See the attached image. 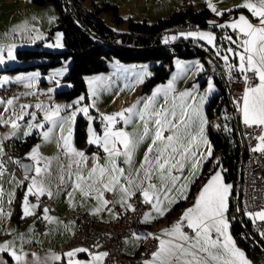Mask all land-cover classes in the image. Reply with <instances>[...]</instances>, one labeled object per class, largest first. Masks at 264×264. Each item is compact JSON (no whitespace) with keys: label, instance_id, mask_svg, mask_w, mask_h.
<instances>
[{"label":"snow or ice","instance_id":"1","mask_svg":"<svg viewBox=\"0 0 264 264\" xmlns=\"http://www.w3.org/2000/svg\"><path fill=\"white\" fill-rule=\"evenodd\" d=\"M238 7L247 9L258 23L253 24L245 15L241 14L237 19L230 23L215 25L219 28H231L236 33V38L231 35L224 37L236 48L228 47L226 51L229 55L238 57L239 63H229V55H222L220 49H217L215 55L225 62L229 73L239 71L244 80L245 87L241 97L234 101L238 111L242 114L243 124L247 127L255 126L260 130V135L256 137L259 144L252 149L254 152H264V0H244ZM210 8L217 16L222 15L212 3H208ZM185 39L192 38L206 41L208 45H214L216 37L211 32L189 31L180 33ZM39 35L35 39H39ZM177 39L176 36L165 37L164 42ZM55 47H62L59 35L57 36ZM15 45H8L6 55L8 60L15 59L13 49ZM241 49V50H237ZM5 48L0 46V64L5 63ZM177 67L184 71L188 67H195L197 73L202 71V65L199 63L192 66H185L177 62ZM148 73L142 72L137 76V82L142 83L144 76ZM55 75H62L57 71ZM39 76V73H33L28 80L27 87L33 86L31 81ZM18 77L17 80H22ZM102 77H91L89 83V93L92 97L97 95V90L102 82ZM169 81L166 86L157 88L152 96L143 101V107L138 108V103L124 108L112 114H101L100 123L101 132H97L94 127V117L89 114V107H73L79 105L85 99L81 96L79 100L73 101L72 105H53L44 108L42 104L35 107L44 111L43 122L39 124L28 123V131H24V136L32 134L33 128L45 129L41 135L44 140H49L53 134V129H59L58 147L61 152L68 157L67 180L71 182L73 192L78 191L83 197L93 198L98 204L95 212L103 210L111 211L107 208L110 203L119 202L122 207L135 211L130 203L131 199L140 195L142 202L151 205L152 209L163 217L169 209L166 204H175L176 199L173 194L179 192L181 198H187L185 189L187 183L178 182L183 178L176 175V172H182L185 164L191 159L193 176L195 170L200 166L201 160L205 155L198 149L205 145V153L208 157L212 155V147L205 134L208 120L205 118L202 110L204 97L199 98L190 91H184L179 97H173L171 104L167 101L159 109L154 106L155 98L163 93L165 98L173 90V82ZM258 80V83H253ZM4 82H7L5 78ZM59 84V81H56ZM195 87V85H193ZM214 89L211 78L208 80V91ZM52 92V89L48 90ZM14 99L0 101V104L6 103L12 105ZM191 100L192 103L187 101ZM179 101V102H177ZM28 105H21L19 113H14V118L7 119L0 117V124H10L11 133L5 135V139H10L15 135L21 125L18 121L24 118V110ZM65 108L73 110L68 115H61ZM7 111V109H5ZM77 113H83L87 117V144L95 145L102 149L105 154L104 163H99V156L92 157V165L86 167L89 158L84 151L77 150L72 144L73 125L76 122ZM32 120L37 118V113H30ZM138 118L142 127V132L129 133L120 127L121 124L128 125L133 122V118ZM227 119V117H225ZM51 125V127H47ZM225 131H230L227 127ZM167 133V134H166ZM149 138V144L143 161L139 168L132 169L133 155L137 145ZM38 147H33L28 154V159L32 160V165H21L25 170V180L30 183L24 196L23 216L34 214V209L39 204H30L29 196H36L37 201L40 197L47 194L53 195L50 187L45 183L49 174V165L46 158L38 152ZM3 150L0 147V154ZM200 157V159H196ZM129 166L128 169L120 166V162ZM20 163L19 161H14ZM4 165L0 163V175L3 174ZM34 173V175H28ZM60 181H65V176H60ZM232 185L225 184L220 171L214 175L201 188L194 204L185 209L177 222L161 232V236L148 234L152 239L158 240L157 250L152 253L153 259L145 261V264H249L245 254L235 244L232 236L229 234V221L226 213L229 209V195ZM106 193H112L119 196L118 201H109L106 199ZM72 192L69 193L71 199ZM10 202V201H9ZM43 219L52 220L48 216L49 209L45 208ZM253 222H264V208L255 212H246ZM0 215H3L0 212ZM23 218V217H22ZM148 214H145V222ZM191 230V233L184 229ZM215 234V235H214ZM143 238V237H137ZM88 251L85 248H76L68 251L64 255L68 258V264H85V262L74 260L77 253ZM7 252L16 264H26L25 254L18 253L14 247V240L0 244V253ZM33 255V264H47L48 260H61V256L52 254L43 260ZM107 253L91 255V260L87 264H100Z\"/></svg>","mask_w":264,"mask_h":264},{"label":"rangeland","instance_id":"2","mask_svg":"<svg viewBox=\"0 0 264 264\" xmlns=\"http://www.w3.org/2000/svg\"><path fill=\"white\" fill-rule=\"evenodd\" d=\"M108 5L116 7L117 15L120 19H122V22L116 23L111 13L109 12L101 11L98 14V17L106 28L110 29L113 33L117 35L127 33L129 21L142 22L146 20V23L154 24L157 23L159 20L167 19L171 15V13L174 12V10L178 9V6L174 7L169 5L168 0H80L81 8L84 11L91 13H95L97 9H102L104 6ZM187 6H183L182 8H185ZM204 8V5L193 6L194 11H200ZM233 20H235L234 17H230L224 20L213 17L208 22L209 29L197 30L213 33V35L216 37L214 45H208L206 41H201L198 39H185L180 35L179 32L176 31L167 33L168 37H177V39L175 40H169L173 44H176L180 41H192L194 44L197 45L203 44L202 46L207 47L209 50L205 51L203 56H193L190 58H181L178 56H174L171 64L172 69L170 68L171 66L169 64L165 65V68L169 73L168 77L164 81L156 83L147 90H144V86L154 75V69L163 66V63L161 61L149 60L138 63H124L118 61L117 59H111L109 61H106V71L97 74L86 75L83 78L85 92L70 100H58L55 98V96L51 97L48 95H55V93L57 92L67 91L71 89L72 85L70 81L66 79L68 76L69 68L72 63L71 57H66L62 59L61 64L54 68L44 70L39 68L38 66L47 64L48 60L31 59L27 61H21L17 59L16 56L17 51L20 50H41L49 53L66 52L63 33L59 29H57L58 13L55 7L52 4L36 6L31 2V0H0V46H3L5 48V52L3 53L5 56V63L0 64V85L8 84V79L12 77L11 75L15 76L14 78L23 77L24 79H22L20 86L24 90V92H19V94L22 96H24L25 94L23 104L25 103L29 106L25 110L29 111L30 113H37V116H39L40 113L44 115V111L42 109H38L35 107L37 104H42L44 108H49L50 106L57 104L67 106L72 105L73 101H77L81 96H84L85 99L81 101L79 105H73V107H84L87 105H93L94 103V106L89 107V114L94 117V129L97 132H101V114H112L118 112L124 108L130 107L132 104L137 103L138 101L140 102L137 105L138 108H142L143 101L151 97L152 93L157 88L166 86L168 82L172 81L175 77V80L173 82V90L168 94V97L165 98L163 93H161L155 98L154 106L159 109L162 105H165L166 101L168 104H171L173 97H179V94L181 92L190 91L198 98L200 96L204 97L202 110L205 118L207 119L205 108L209 100L218 93V89L214 79L219 76V78L223 82L228 81L227 75L229 72L225 66V62L219 57H217L215 53L217 49H220L222 55H229L224 50L230 47V45L225 46L223 43L217 42V35L214 29L221 28L216 27L215 25L230 23ZM251 22L253 24L257 23L254 21ZM223 29L229 28L226 27ZM37 35H39V37L41 38L35 39ZM58 35L62 47L54 46L56 44ZM120 40L121 39H118L116 41L117 45H119ZM8 45H15L13 49V55L15 59H7L6 49ZM171 50L173 51V49ZM177 62L185 66H192L199 63L200 65H202V71H199L197 73L195 67H188L186 70L181 71L177 67ZM228 62L238 64L239 60L238 57L229 55ZM30 66H35V68L30 69L28 71L6 72L9 69L24 68ZM221 69L224 73L223 76L220 72ZM57 71L62 72V75H55ZM142 72H146L148 74L144 76V80L142 83H138L136 78ZM33 73H39V76H37L34 81H31L33 86L29 88L27 87V84L30 82L28 80V77H30ZM97 76L102 77L103 80L97 90V95L95 97H92L89 93L88 81L91 77ZM5 78L7 79L6 83L4 82ZM209 78L212 79L214 85V89L210 92L207 90ZM56 81H59V84H57ZM13 85H18V83H13ZM193 85H195V87H193ZM49 89H52L53 91L49 92ZM0 101L7 100L0 99ZM187 102L192 103L191 100H188ZM17 105L18 104L14 101L12 105H7L6 103H3L0 104V107L8 109L16 108ZM72 110V108H65L62 110L61 115H68V113ZM237 112L239 113L238 109ZM79 119H82L83 121L82 128L84 129V134L86 136L87 141V117L83 113H77L76 122L73 125L72 142L74 140L75 126ZM29 120H31L32 123H35L43 120V118L38 120L35 119L34 121H32L31 117ZM208 125H206V129L208 128ZM48 127H51V125H49ZM120 127L124 128V130L129 133L142 132V127L138 118L136 117L133 118V122L129 123L128 125L121 124ZM35 130L37 132L35 136L39 139L41 148H46L47 144H50L51 142L54 144L57 140H59L58 128L53 129V134L50 137L52 139L51 141L44 140L42 138L41 133L42 131H44V129L35 128ZM150 143L151 140L149 138H145L143 142L137 145L133 155V161L138 162V167L143 161L145 152ZM93 147L97 148V146L95 145H93ZM45 158L47 159V155L45 156ZM47 163L49 165V174L46 179V182L47 180H54L55 176H58V164L51 161ZM191 163H193V160L191 161L190 159V161L185 164L187 165V170L191 169ZM217 163H219L217 171L223 173V168L220 163L219 156L217 154L214 156V161L210 165L209 171H211ZM33 174L34 173L30 175ZM27 181L28 183H30L29 180ZM229 184L231 185V183ZM41 197H44L50 201V198H48L46 194ZM51 213L54 212L52 211ZM246 219L251 218L247 216ZM255 222H258V220ZM47 235H49L48 243L54 241L56 236L59 237V235H57L56 233L53 234V232L47 233Z\"/></svg>","mask_w":264,"mask_h":264},{"label":"trees","instance_id":"3","mask_svg":"<svg viewBox=\"0 0 264 264\" xmlns=\"http://www.w3.org/2000/svg\"><path fill=\"white\" fill-rule=\"evenodd\" d=\"M31 2L36 6L52 4L55 7L58 13L57 29L63 33L66 52L49 53L41 50H20L16 53L17 59L21 61L31 59L48 60L47 64L38 66L41 69L48 70L60 65L62 59L71 57L72 63L66 79L70 81L72 87L67 91L56 93L57 98L65 100H70L85 92L83 78L86 75L106 71V61L111 59H117L124 63H138L149 60L161 61L163 66L154 69V75L145 84L144 90L151 88L156 83L164 81L169 75L165 65L169 64L171 66L174 56L190 58L193 56H203V53L189 47L190 41H180L172 44L170 48H166L161 45L160 34L177 31L182 25L191 23L198 24L200 29H208V22L214 17L206 9L198 12H194L192 8L180 9L174 12L169 18L159 20L154 24H148L145 21H129L127 34L117 35L106 28L98 17L101 11L109 12L116 23H121L122 19L118 17L116 7L108 5L102 9H97L95 13H91L81 8L80 0H31ZM228 17L229 14L225 13L220 19L224 20ZM214 31L217 33L221 30L214 29ZM124 37L131 38L132 44L130 46L124 45L123 47H117L116 41ZM217 42H220L218 37ZM33 68L35 66L14 68L7 71H28ZM170 68L172 69V66ZM214 81L218 93L209 100L205 108L209 121L207 136L212 146V157L203 167L200 177L192 185L188 197L178 203L176 208L190 201L198 185L210 175L211 171H209V167L216 154L219 156L223 168L224 180L227 183H231L232 195L234 193L239 169L240 147L236 137L235 125L230 114L229 102L225 94L223 81L219 76ZM214 120H217L216 125L214 124ZM82 127L83 121L79 119L74 131V142L76 146L85 149L87 153L97 152V148L87 145L86 136ZM226 127L230 131H225ZM37 140L38 138L34 134L26 138L24 142H18V144L23 151H27ZM231 208L232 202L230 200L229 215ZM247 227H250L249 223ZM230 229L236 244L244 250L249 260L255 264H264L262 254L247 238L239 224L231 221Z\"/></svg>","mask_w":264,"mask_h":264},{"label":"crops","instance_id":"4","mask_svg":"<svg viewBox=\"0 0 264 264\" xmlns=\"http://www.w3.org/2000/svg\"><path fill=\"white\" fill-rule=\"evenodd\" d=\"M209 2L212 3L218 11H221L222 15L225 13H229L230 15L228 18L234 17V19H237L239 17V15L244 14L249 20L258 23V20L255 17H253L247 9L238 7L239 5H241L244 2V0H205V2L203 4H201V5H204V7H205L204 9L208 10L214 16V18L220 19L222 15H220V17H219V16L215 15V12H213L210 8H208ZM251 2L255 3L256 0H251ZM168 3L171 6L177 7L176 5L170 3L169 0H168ZM193 6L194 5H191V6H187L185 8L177 7L178 9L174 10V12H177L180 9H187V8L193 9ZM194 12H198V11H194ZM173 13H171V15ZM221 29H217V30H221ZM229 29H231V28H229ZM125 34H127V33H125ZM125 34H120V35H125ZM190 42H191L190 45H188L189 47L197 49L200 52H202L203 54L205 51L209 50L207 47L202 46L203 44L197 45V44H194L192 41H190ZM230 47L236 48V45L232 44V45H230ZM6 72H8V71H6ZM220 72H221V75L223 76L224 73L222 72V69L220 70ZM238 73H239V71H234L231 74L228 72V75H227L228 80L234 78ZM11 76L12 77L10 79H8L9 83L8 84H1L0 87L13 85V83H16V82L18 83L19 86L21 85L20 83L22 80H17V78H14L15 76H13V75H11ZM15 80H16V82H15ZM11 81H14V82H11ZM258 82L259 81L257 80V83ZM20 88H21V86H20ZM20 92H24V90L21 88ZM48 96H51V97L55 96L56 99L61 100V99L56 97V93H55V95L51 94ZM24 97H25V94H24V96L20 95L14 99L15 103L18 104L16 106V108H8L7 111H5V108L0 107V117H3L5 119H7L9 117L14 118V113H19L20 106L21 105H27L25 103L23 104ZM11 99H13V98H11ZM24 112H25L24 118L22 120L18 121V123L21 125V127H20V129H17L15 132V135L12 136V138L15 139L19 143L24 142L26 140V138L37 133L35 128H33L31 130V132H32L31 135H29V136L23 135L24 131H28V128H27L28 123H32L31 120H29L31 118V115H29L30 112L27 110H24ZM43 116L44 115L42 113H40V115L37 116L36 119L37 120L41 119V118H43ZM239 119H240V122L243 124L242 114L240 112H239ZM32 121H34V120H32ZM41 122H43V120H41L39 122H35L33 124H38ZM48 126L49 125H47V127ZM44 130H46V128ZM11 131L12 130H11L10 124H7V125L6 124H0V138L1 137L4 138L5 135L10 134ZM205 134L207 136V129L206 128H205ZM207 139H208V136H207ZM49 140L51 141L52 139L50 138ZM58 141L59 140H57L54 144L52 142L50 144H47L46 148L45 147L41 148V144H40L39 139H38L37 142L30 149H28L27 151H24V155H23L24 161L31 162V164H32L33 163L32 160L27 158L28 154L31 152L33 147L39 146L38 152L44 158L47 155V159H46L47 162L51 161V162H55L58 164V168H57V175L58 176H55L54 180H47V182L45 180V183L50 187V189L53 193V195L51 197H49L46 194L48 196V198H50V201H51L50 210H52L54 212V213H51L52 212L51 211V212L47 213L48 216L52 217V220L49 221V220L43 219V216L45 215V213L43 210H39V208H36L33 210L34 211L33 215H29V216L24 217L23 216L24 196H25V193L27 191V188H21L20 189L19 188V182L16 179V177L14 176V174L4 170V168L2 170L3 174L0 175V212L3 213V215H0V244H3L7 241H13L14 240L15 250L18 253H20L22 251L25 254L26 264H33V255H32L33 253H35L37 257L41 258V260H43L45 257L51 256L52 254H56V255L61 256V260L49 259L47 264H68V258L64 254L70 250H66L65 246H66L67 241L73 235L75 228H76L74 218H73V215L76 212H88L89 214L96 216L97 218L102 219L104 221L111 220L113 218V214L111 211H108V213L103 217L101 216V213L103 211L95 212V214H93L94 210L97 207L98 202L93 198L83 197L78 191L73 192L72 184L70 181L67 180V170H68L67 165L69 163V160H68V157L65 156L61 152L60 148L58 147ZM72 144L77 150L84 151L86 156L89 158V160L86 164V167H88V168L91 167L92 157L94 154L99 156V161H98L99 163L103 164L105 162L104 161L105 154L103 153L102 149L97 148L98 149L97 152L87 153L85 151V149L78 148L76 146L74 140H73ZM88 146H93V145H88ZM205 148H206L205 145H201L200 148L198 149V151L200 153L205 155V158L203 160H201L200 166L195 171L194 176H193V170L192 169L187 170V165H185V168L182 172H176L175 173L176 175L181 176L183 178L181 181L178 182V186L180 184L187 183L188 186L185 189L187 197L191 191L192 185L200 177L203 167L206 165V163L212 157V155L210 157H208L206 155ZM1 155L2 154H0V158H1ZM196 159H200V157H197ZM213 161H214V158H213ZM213 161L211 162V164L213 163ZM193 162H195V161L193 160ZM120 166L124 167L125 169L129 168V166L126 164H123L122 161L120 162ZM218 166H219V163H217L216 166L213 167L210 175L203 182H201L198 185V188L194 192L193 197L186 204L176 208V205L178 203L185 200V198H181V196L179 195V192H176L173 194V198L176 199V203L175 204H166V207L169 209V211H167L163 217L159 216L158 213H156L153 209H151V211L147 212L148 219L146 222H145V215L143 217L142 223H143L144 227L146 229L153 230L155 233H157L159 236H161V232L163 229L168 228L172 224L177 222L179 217L182 215L183 211L185 209L191 207L194 204L195 198L198 196L201 188L204 186V184L207 183V181L211 178V176L215 174ZM131 167L133 170H135L136 168H139L138 162L133 161ZM221 174H222L224 183L229 184L224 180L223 173H221ZM62 175L65 176V181L63 183L60 181V176H62ZM70 192H72L71 199L69 198ZM106 194H110L113 201L119 200L118 195L114 196L112 193H106ZM231 196H232V188L230 189V195H229V207H230ZM28 202L30 204H37L36 201H33L31 199V196H29ZM115 204L123 210H128L127 208L122 207L119 202H115ZM226 216H227V219L229 221V230L228 231H229V234L232 236L231 229H230L231 228V220L229 217V209H228V212L226 213ZM38 220H43L45 223V230H44L43 234H41V235H39L35 232V223ZM247 220L250 223H254L252 219H247ZM184 231L188 232L189 234L191 233V230L186 229V228L184 229ZM51 232H53V234L56 233L57 235H59V237L56 236L54 241L48 243V241H49L48 236L49 235H47V233H51ZM137 237H143V238H137ZM149 238H150V236L148 235L147 232H141V233H139V234H137L131 238H126L123 242V248H122L123 254L127 257L137 256V254L140 253V251L147 245ZM234 242H235V240H234ZM235 244H236V242H235ZM236 246L241 251L244 252V250L242 248H240L237 244H236ZM99 253H106V250L102 247H99L96 249L95 253L92 255L99 254ZM244 254H245V258L249 261V264H255L249 260V258L247 257L245 252H244ZM104 258H103V260H104ZM73 259L85 262V264H87V262L91 260V255H87L85 252H81V253H77ZM152 259H153V257L151 254L148 258H146V260L143 261V264H145V261H151ZM103 260H102V262H103ZM102 262H100V264H102ZM0 264H16V262L13 260V258L7 252H4V253H0Z\"/></svg>","mask_w":264,"mask_h":264},{"label":"built area","instance_id":"5","mask_svg":"<svg viewBox=\"0 0 264 264\" xmlns=\"http://www.w3.org/2000/svg\"><path fill=\"white\" fill-rule=\"evenodd\" d=\"M169 2L180 7L181 5H201L205 0H169ZM199 29L198 24L191 23L182 25L176 32L187 33ZM216 35L223 44H230L229 41L224 39L226 36L231 35L233 39L236 38V33L232 29H223L217 32ZM166 36L168 37L167 33H161L160 42L164 47L170 48L172 43L170 41L168 43L164 42ZM253 83H257V80H254ZM223 85L240 147L238 176L231 197L232 208L229 217L232 222L239 224L247 238L258 248L264 258V222L250 223L246 219L248 215L245 214L249 211L255 212L264 208V152L252 151L260 143L256 139L260 135V130L255 126L247 127L240 122L234 101L242 96L245 87L241 73L239 72L234 78L224 81ZM20 90L19 85L1 86L0 99L17 98L20 96ZM214 124H217V120H214ZM0 146L3 150L0 162L4 165V170L14 174L19 182L20 189L27 187L29 183L25 180V174L21 168V163L24 161V151L13 138L4 139L1 137ZM31 199L39 204V210L47 208L51 212V203L48 199L40 197L37 201L34 195L31 196ZM106 199L113 201L110 194H106ZM130 203L135 211L123 210L115 203H110L107 208L111 209L113 218L107 221L99 219L88 212H76L73 215L76 228L66 243V250L85 248L88 250L85 253L92 255L97 248L102 247L108 254L102 264H143V261L156 251L158 240L150 237L147 245L135 257H127L123 254L124 240L141 232H147L157 237L159 235L151 229H146L142 223L144 215L151 211V205L143 203L140 195L134 196ZM107 213L108 210H103L101 216L103 217ZM248 223L250 224L249 228L247 227ZM44 230V221H36L35 232L41 235Z\"/></svg>","mask_w":264,"mask_h":264},{"label":"water","instance_id":"6","mask_svg":"<svg viewBox=\"0 0 264 264\" xmlns=\"http://www.w3.org/2000/svg\"><path fill=\"white\" fill-rule=\"evenodd\" d=\"M106 43H108V42H106ZM132 44V39L131 38H126V37H124L123 39H121L120 40V42H119V45H117V47H123L124 45L125 46H130ZM32 165L31 164V162H26V161H23L22 163H21V165ZM22 168V167H21ZM22 170H23V172H24V174L26 175V173H25V170H24V168H22ZM31 173H28V175H30Z\"/></svg>","mask_w":264,"mask_h":264},{"label":"bare ground","instance_id":"7","mask_svg":"<svg viewBox=\"0 0 264 264\" xmlns=\"http://www.w3.org/2000/svg\"><path fill=\"white\" fill-rule=\"evenodd\" d=\"M187 6V5H181L180 7Z\"/></svg>","mask_w":264,"mask_h":264}]
</instances>
